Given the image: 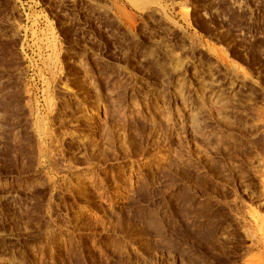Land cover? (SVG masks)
Returning a JSON list of instances; mask_svg holds the SVG:
<instances>
[{
  "label": "rangeland",
  "instance_id": "obj_1",
  "mask_svg": "<svg viewBox=\"0 0 264 264\" xmlns=\"http://www.w3.org/2000/svg\"><path fill=\"white\" fill-rule=\"evenodd\" d=\"M0 264H264V0H0Z\"/></svg>",
  "mask_w": 264,
  "mask_h": 264
}]
</instances>
